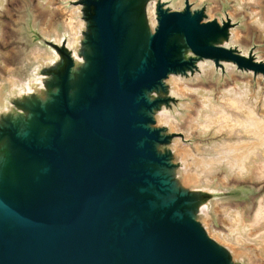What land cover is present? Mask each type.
Returning <instances> with one entry per match:
<instances>
[{
	"label": "water",
	"instance_id": "95a60500",
	"mask_svg": "<svg viewBox=\"0 0 264 264\" xmlns=\"http://www.w3.org/2000/svg\"><path fill=\"white\" fill-rule=\"evenodd\" d=\"M146 2L83 0L86 65L73 76L71 53L48 42L63 57L55 90L0 121V264H235L196 219L201 199L174 180L171 152H159L169 134L149 94L199 58L263 75L264 62L219 45L232 24L202 23L189 5L158 2L150 33Z\"/></svg>",
	"mask_w": 264,
	"mask_h": 264
},
{
	"label": "bare ground",
	"instance_id": "6f19581e",
	"mask_svg": "<svg viewBox=\"0 0 264 264\" xmlns=\"http://www.w3.org/2000/svg\"><path fill=\"white\" fill-rule=\"evenodd\" d=\"M37 1V8L42 13L43 20L34 23L35 28L38 29L42 38L52 41L59 47L64 45L63 39L68 36L67 49L70 50L75 63L72 74L76 76L79 69L86 65L82 54L85 50L87 51L84 48L86 42L84 30L88 24L79 18L78 8L66 7L67 0ZM162 1L171 3L167 7L171 10L182 11L189 5L192 7L191 11H195L206 0H199L198 3H194L193 0ZM208 1L211 5L213 4V7L207 10V15L209 12L211 16L219 10L221 2H234L232 6L234 12L230 11V16L234 17L236 13L243 11L246 14L245 17H249L247 25H251L259 33V38L264 40V0ZM7 2L8 0H0L1 16L9 13ZM3 11L7 13L4 14ZM134 13L137 14V10ZM58 15L63 18L61 26L57 25ZM157 18L156 4L149 2L146 19L150 33H154L158 26ZM228 20L231 19L227 18L221 23L217 22L222 25ZM242 35L239 29H230L228 44L223 43L224 46L230 48L235 41L241 39ZM39 41L40 43L26 57L30 70L23 76L14 63V65L10 64L13 56L4 50L6 31L0 22V113L8 118L6 122L17 120L24 115L12 98L22 99L28 96L37 101H46L50 92L55 90L52 82L58 79L59 72L64 69L57 50L43 39ZM44 42L48 44V47H42ZM249 52L242 51V55L247 57ZM204 59L206 61L205 77L210 81L214 73V60ZM55 64L60 65L53 67ZM199 66L203 67V63H199ZM231 73L233 84L220 87L218 92L213 85L207 86L201 82L198 87H195L186 82L195 80L196 77L200 78V74H197L195 79H185L179 74H170L164 81L169 90L182 99H192L179 105L180 108L186 110L185 115H182L178 107H175L183 123L181 124L172 114H168L164 106L155 110L153 116L156 125L158 127L167 126L169 133L183 131L185 138L196 134L199 139H210L204 143L198 141L192 148L184 144L181 138L176 137L170 144L159 145L158 150L159 152H171L173 162L177 164L172 173L176 183L189 192L198 193L201 200L195 215L209 238L228 251L235 264H247L240 257L244 256L249 260L250 256L245 253L246 248L253 249L254 254L261 261L264 259V214L258 212L254 222L247 223L244 220L243 207L221 208L222 206L216 203L215 192L210 187L217 183L227 185L232 182L264 181V84L258 79L255 88L251 77L245 76L241 79L242 77L238 78L234 71ZM155 92L149 94L151 99L154 98ZM216 94H219L218 99ZM217 137L219 139H216ZM3 145L4 142H0V155L4 153ZM210 207L216 212L224 209L221 211L226 217L223 222L227 231L212 228L206 212Z\"/></svg>",
	"mask_w": 264,
	"mask_h": 264
},
{
	"label": "rangeland",
	"instance_id": "374dc122",
	"mask_svg": "<svg viewBox=\"0 0 264 264\" xmlns=\"http://www.w3.org/2000/svg\"><path fill=\"white\" fill-rule=\"evenodd\" d=\"M198 1L199 0H193L194 3H198ZM149 2H153L157 6L158 2H163V1L148 0L144 8H142V10L145 11V14L147 10V4ZM7 3H8L7 7H9V13L3 11L4 14L6 13L7 14L4 16L0 15L1 25L3 28H5L6 31V45L4 50L5 52L8 51L7 53L13 56V61L11 60L12 62L10 64L11 65L15 64L14 66L24 76V74L30 70V67H28L29 65H27V58H26L29 52H31L36 47V45L40 43L39 40L41 39H43L45 42H52V41H48V39L42 38L38 29L35 28L34 23L36 24L42 22L43 20L42 13L37 8V3H38L37 0H14V1L8 0ZM163 3L165 4L166 8L169 7L171 4L169 2H163ZM233 4L234 2H230V3L221 2L219 4V10L215 12L212 16L209 15V12L207 15L208 8L213 7L212 6L213 4L211 5L208 0H206L204 3H201V6H199V8L195 10L204 11L205 16L203 22L218 21L221 23L224 19L230 18L232 20V21L228 20L232 24L230 29L232 28L239 29L243 33L241 39L235 41L234 45L231 46L230 48L236 50L240 54H242V51H244L245 53H248L250 51L249 56H252L255 61L264 62V40L259 38V33L251 25H247V19L249 17H245L246 14L243 11L236 13L234 17L230 16L229 12L230 11L234 12V7H232ZM65 5L68 8L71 7L78 8L79 9L78 12L80 13L79 18L85 21L86 24H88V20L86 18L87 16L86 6L83 3V0H67L65 2ZM191 8L192 7H190V9ZM62 19L63 18L61 15H58L56 17L58 26H61ZM87 32H89L88 26H86V29L84 30V35H86ZM229 38L221 40L219 45L221 46H224V44L227 45ZM67 39L68 36L64 37L63 39L64 45L62 47L65 50H67L69 53H71L70 50L67 49L68 48ZM45 42L42 43V47H48V44H46ZM58 54L60 55L62 61L63 60L62 55L60 54V52H58ZM192 56L196 57L191 53V51L186 53L187 59ZM213 62H214V67H213L214 73L210 81H208V79L205 77L206 61L205 59L202 58L196 60L195 62L196 65L194 68H192L191 70H187L186 73H178V74L180 77L185 79H195L196 75L200 74V78L196 77L195 80H191V81L185 80V81L189 83L191 86H195V87H198L201 84V82L205 83L207 86L213 85L217 88V92L219 91L220 87L233 84L232 83L233 81L231 80L232 71H234V74L238 78L242 77L241 79H243L245 76L251 77L253 79V80L251 79L252 82L255 84V88H256V81L258 79L260 80L261 83L264 84V75L261 73H254L253 71L250 70L240 69L236 64L232 62L221 61L219 64H216L215 61ZM199 63H203V67H200ZM56 66H58V64H55L53 67ZM5 75H7V73H5ZM218 96L219 94H216L217 99ZM154 97L162 100L161 105L166 108L168 114H172L174 117H176L179 120L181 124L183 123L182 120L179 118V114L176 113L175 107H178V109L180 110L179 112L182 115H185L186 110L184 108H180L179 105L182 102H187L192 100L191 98L182 99L178 95L172 93L167 85L165 89L156 91ZM27 99L28 96H25L22 99H19L18 97L12 98L17 108L20 111H22L24 114H26V112L20 106V102L26 101ZM3 119H4V114L0 113V121ZM154 126L158 127L156 123L154 124ZM159 128H163L167 131V126H161ZM167 134H169L168 144H170L171 141L177 137V138H181L184 144L189 145L192 148L194 147V144L198 141L204 143L210 140V139H206V140L199 139L196 134L191 137L185 138V134L183 133V131L173 132V133L167 132ZM216 139L219 138L217 137ZM217 184L211 186L210 189L213 190V192H215L214 198L216 199V203H219L220 207L222 206L221 208L225 209L226 207L229 208V207H237V206L243 207L245 210L244 220L247 223H253L255 216L258 212L264 214V181L262 182L251 181L247 183L232 182L227 185L223 183L221 184L219 183L218 185ZM221 210L216 212L210 207V209L206 210V212L209 218V223L211 224L214 230L227 231V228L223 222V219L226 217L224 212ZM254 252L255 251L253 249L251 250V248H246L245 253H247L248 256H250L249 260H247V258H245L244 256H240V257L244 259L247 264H262V263L264 264V259H262L261 261V259L258 258L254 254Z\"/></svg>",
	"mask_w": 264,
	"mask_h": 264
}]
</instances>
